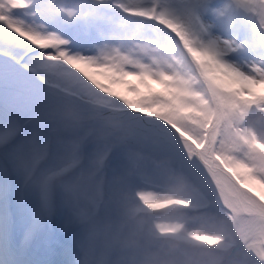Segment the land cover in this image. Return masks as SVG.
<instances>
[{
  "label": "bare ground",
  "instance_id": "6f19581e",
  "mask_svg": "<svg viewBox=\"0 0 264 264\" xmlns=\"http://www.w3.org/2000/svg\"><path fill=\"white\" fill-rule=\"evenodd\" d=\"M31 11L36 14L35 22L39 19L34 25L37 31L47 30L55 35L57 29L61 30L60 22H43L42 17L48 16L46 10L40 12L33 5ZM223 11L221 24H225L226 18L227 25L212 27L217 43L223 47L230 43L237 45V40H243L245 35L247 39L252 37L245 32L241 35L242 29H237L239 23L230 17L229 8ZM205 42L209 43L204 51L209 69L215 70L216 74V65H219L224 71L219 74L227 73L228 79L238 78L237 66H227L224 58L235 60L237 56L241 58L240 54L236 50L232 54H222V49H213L211 36L207 34ZM57 94L62 102L50 110L46 124L50 126L47 130L53 137V149L63 150L60 169L67 170L61 171L50 185L47 206L55 217L61 206L59 198H63L65 204L71 203L72 213L65 228L59 230L64 234L63 246L56 237L43 233L37 240L44 237L51 240L58 264L60 261L67 264H129L130 257L137 254L141 257L132 264H152L153 255L167 258L169 254L170 257L174 255L175 264H247L244 259L251 249L258 248L259 244L264 246V236L259 232L235 243V236L240 238L253 228H264V190L261 186L253 191L244 190L234 181V175L215 168L199 148L192 152L183 136L162 124L155 123L156 129L166 132L165 136L172 140L177 151L184 154L191 165L180 161L191 167L188 170L185 165L179 171L164 163L165 160L157 162V158L147 154L145 146L137 140L134 143L140 151L127 149L113 140L108 145L111 133L100 127L85 136L81 147L78 138H82L85 128H91L88 124L105 121L114 114ZM85 121L88 123H83ZM179 172L189 174L187 186H183ZM114 182L126 187L116 191L115 194L121 197L115 201L104 198L102 193L103 187L112 191L110 184ZM195 186L200 193L191 188ZM216 187L223 188L225 195L223 191L218 193ZM183 192L190 194L188 199ZM213 196H221L225 209H232L238 216L230 214L229 222L212 214L219 206L212 202ZM140 199L145 203L138 209L133 204ZM109 202L114 206L113 211L107 208ZM121 204L126 205V210L121 209ZM229 247L231 250L227 251Z\"/></svg>",
  "mask_w": 264,
  "mask_h": 264
},
{
  "label": "rangeland",
  "instance_id": "374dc122",
  "mask_svg": "<svg viewBox=\"0 0 264 264\" xmlns=\"http://www.w3.org/2000/svg\"><path fill=\"white\" fill-rule=\"evenodd\" d=\"M261 1L262 0H218L217 2V0H193L192 6L190 7L192 10L191 17H193L189 19L192 30L188 26L184 28L186 41L189 43V46H186V43L184 44L179 37L166 29L167 32L164 31V33L170 34L175 40L176 45L171 51L164 52V54L158 50V40H144L138 45L132 40L128 41L117 36H105L102 39H96L94 37V31L85 20L83 23L81 22L83 30L81 39H72L73 41L79 42L74 44V50H78L83 56V59L78 61L80 69H83L82 72L78 69L81 83L79 86L73 84L78 90L73 92L69 90L66 91V89L63 88V91H54L67 98L86 103L94 109L105 110L106 107L103 105V96L105 94L103 91V75L98 70H89L85 68V66H90V68L92 66L99 67L102 70L107 68L114 69L116 65L122 69V64L128 63L127 60L132 61V63L137 64L139 68L132 69V66L127 68L123 66L127 76L138 78L137 76L144 77L143 75H146L149 77L150 82L156 84L163 91H167L166 86L167 89H173L174 96L171 103L174 104L175 110L171 112V116L178 120L176 122L181 123L180 121L183 119H190L188 116L190 113L189 105L201 102L211 110L213 116L212 123L205 128L201 135L196 137L191 136L189 133H193L190 130L189 133L184 132L180 125H172L170 122L158 116L157 111L158 113L161 111L157 110L159 106L157 107L156 103L152 105V108L142 106L140 109L123 105L129 101V93L127 99L120 96L121 98L115 99L116 102L113 103L114 107H107L115 108L110 111L112 116L114 114L113 117L110 116L106 118L105 121L100 120L94 121L91 124L89 123L88 126L91 125V128H85L83 132H85L86 129H89L87 133H90L92 131H97L99 127L104 128L107 132L111 133V140H108V145L110 141L113 140L118 141L123 147H127V149L130 148V150L134 149V151H140L134 143L137 140L139 144L145 146V152L147 154L157 158V162L161 163L162 160H165L164 163L168 165L171 164L180 171L185 165L180 160L185 161L189 165H191V163L186 160L182 152L177 151L178 149L172 144V140L165 136L166 132L156 129L155 123L162 124L168 130L172 132L177 131L175 133L183 136L184 141L192 152H196L199 148L202 155L208 161H211L213 165L234 175L236 179H238V182L242 183L241 185L244 190L253 191L258 185L264 190V179L262 176L253 169L250 163L243 160L238 153L235 152L233 155L226 153L221 156L214 154V146L219 135L218 124L222 117L223 106L228 105L230 108H233L232 97L241 96L246 99H252L253 97L260 98L264 96V35L262 29L255 23L252 12L257 3H260V6L262 5L263 2ZM43 2L46 5L43 10H46L48 14L47 17L53 18L54 22H60L62 26L61 30L57 32V35L68 38L67 23L65 20L57 17L53 12L52 0H43ZM212 3H216V7L210 9L209 16V5ZM89 5H91V3ZM223 8H229L230 17H234L236 23H239V25L236 26L237 29L246 30V34L252 35L251 38L247 39V45H245V38L243 40L238 39L237 45L236 43H230L223 47L222 44L217 43V35L212 32V27L216 24H221L222 17L220 16L221 12L224 10ZM249 8H251V11ZM36 9L42 12L41 9L37 7ZM38 23L39 22L36 24ZM224 23L225 24H221V27L227 25L228 19L225 18ZM85 33H90V35L85 38ZM206 34L211 36V43L214 45L213 49H222V54H232L235 50L240 54L241 58L237 56L235 60L224 58L227 66H237L236 73L238 78L228 79L229 75L227 73L219 74L220 72H224L219 65H216L218 67L216 74L214 73L215 70L209 69L210 66L205 58L206 52L204 53L207 44L210 43V41L209 43L205 42ZM237 52L235 54H237ZM242 62L249 67L245 68ZM252 71H254V73ZM166 78H171V81L169 80L170 83L166 84ZM123 90L125 91L124 85L121 84L118 93H122ZM80 91L89 92L87 94L88 97L83 98ZM225 99L228 100L225 101ZM159 105L160 107L162 106L161 103H159ZM83 117L84 119H89L86 116ZM149 120H152V122L147 123ZM83 123L88 122L85 121ZM232 127L236 128L238 131L237 135L236 132H234V134L232 133L235 138L234 144L236 140L238 144L242 146L243 143L246 142L252 149L264 154L263 115L252 116L243 133L240 126H231V128ZM78 140L79 145L82 147L84 145V140H81V138H78ZM184 143L182 144L184 145ZM189 165H185L186 169L191 168ZM179 175L184 182L183 186H187L186 178L189 179V174L179 172ZM212 182L215 183L214 180H212ZM111 185H118L120 189H126L124 186L125 184L120 185L114 182L111 183ZM191 188L200 193V190L196 186ZM112 189L115 191L114 187H112ZM216 190L218 193L223 191L222 193L225 195L223 188H218ZM183 193L185 198L188 199L190 194L186 192ZM112 197L114 201L120 199L114 195ZM219 197L221 196L212 197V202L216 203L217 206L219 205L217 210H214L212 214H217L220 218L225 220V218L228 219V216H230V214H235V212L232 209H225L226 205L224 204V200H222V197ZM262 198L264 205V196H262ZM62 199L63 198H59L60 203L65 204V200ZM144 203L145 202L140 199L139 202H135L133 205L140 209ZM107 208L111 211L114 210L112 202L108 203ZM121 209L126 210V207L121 205ZM237 216L238 213L235 214V217ZM230 221L231 220H229V222ZM64 228L65 225H62L59 227V230ZM260 230L264 229L253 228L250 233L259 232L264 236V233ZM248 237H246V239ZM229 250H231L230 247L227 251ZM251 251L252 252L246 256V260L244 259V261L247 264H264V246L259 244L258 248L255 247V249H251ZM173 256L170 257L169 254L167 258L165 256L159 258V256L153 255L152 264H166L167 260H169L167 264H175L176 259ZM139 257L141 256L138 254L136 256H131L127 262L132 264L137 261Z\"/></svg>",
  "mask_w": 264,
  "mask_h": 264
},
{
  "label": "snow or ice",
  "instance_id": "6c2138e0",
  "mask_svg": "<svg viewBox=\"0 0 264 264\" xmlns=\"http://www.w3.org/2000/svg\"><path fill=\"white\" fill-rule=\"evenodd\" d=\"M33 5L46 6L43 0H0V264H58L37 258L36 241L43 233L63 246L59 226L72 213L71 203H61L55 217L47 206L50 185L67 169H60L63 150L53 149L46 121L62 102L54 91L64 90L61 81L73 78L80 85L83 56L71 38L36 30ZM214 7L209 5V16ZM176 11L182 14L180 7ZM42 20L54 23L51 17Z\"/></svg>",
  "mask_w": 264,
  "mask_h": 264
},
{
  "label": "trees",
  "instance_id": "16d2710c",
  "mask_svg": "<svg viewBox=\"0 0 264 264\" xmlns=\"http://www.w3.org/2000/svg\"><path fill=\"white\" fill-rule=\"evenodd\" d=\"M57 1H52L55 12L68 20L74 40L80 39L83 34L81 20L84 18L97 38L104 35L118 36L122 39L132 40L138 45L144 40H158L160 41V50L166 51L176 45L173 38L164 33L168 29L179 37L184 44L186 43V46H189L184 28L188 26L192 30L189 24L191 0H184L183 3H180L179 0H110V2L109 0H61V4ZM261 2H263L261 6L260 3L255 5L253 12L255 22L264 33V0ZM90 3L91 5H89ZM177 7L182 9V14H177ZM127 62L132 63L128 60ZM123 66L125 67V65L122 64L123 70L115 65L114 69L101 71L104 82L103 91L105 92L103 96L104 106L112 107L113 103L116 102V98L122 96L127 99L130 93L129 101L123 105L140 109L142 106L152 108V105L156 103V106H159L157 110L161 111L159 113L157 111L158 116L172 125H180L184 132L189 133L190 130L193 133H189L191 136L201 135L205 128L212 123L211 110L201 102L189 105L190 113L188 116L190 119L181 120L182 124L176 122L178 120L171 116V112L175 110L174 104L171 103L174 96L173 89H167L166 86L167 91H163L146 77H129L125 74ZM85 68L90 70L88 66H85ZM77 73L79 74L78 69ZM169 80L166 78V84L170 83ZM73 84H75L73 78H66L61 81L62 88H65L66 91L74 92L78 90ZM121 84L124 85L125 89V91H122L123 95L118 93ZM80 92L83 98L88 97L89 92ZM232 102L233 108L228 105H224L222 108L223 112L218 124L219 135L214 146V154L217 156L226 153L233 155L236 152L264 178V154L252 149L246 142L242 146L236 140L234 144L233 134L236 132L237 135L238 131L236 128L232 127L235 131L231 128V126H240L243 133L252 116H264V96L260 98L253 97L252 99L241 96L232 97ZM159 103H161V107Z\"/></svg>",
  "mask_w": 264,
  "mask_h": 264
},
{
  "label": "water",
  "instance_id": "95a60500",
  "mask_svg": "<svg viewBox=\"0 0 264 264\" xmlns=\"http://www.w3.org/2000/svg\"><path fill=\"white\" fill-rule=\"evenodd\" d=\"M107 111H111V110H107Z\"/></svg>",
  "mask_w": 264,
  "mask_h": 264
}]
</instances>
